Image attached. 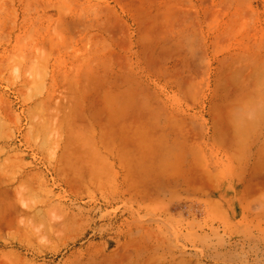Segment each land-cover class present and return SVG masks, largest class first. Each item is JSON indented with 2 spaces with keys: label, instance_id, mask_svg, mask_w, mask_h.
Wrapping results in <instances>:
<instances>
[{
  "label": "rangeland",
  "instance_id": "obj_1",
  "mask_svg": "<svg viewBox=\"0 0 264 264\" xmlns=\"http://www.w3.org/2000/svg\"><path fill=\"white\" fill-rule=\"evenodd\" d=\"M261 130L264 0H0V264H264Z\"/></svg>",
  "mask_w": 264,
  "mask_h": 264
},
{
  "label": "crops",
  "instance_id": "obj_2",
  "mask_svg": "<svg viewBox=\"0 0 264 264\" xmlns=\"http://www.w3.org/2000/svg\"><path fill=\"white\" fill-rule=\"evenodd\" d=\"M261 24V23H260ZM131 99V97H126L124 99L121 100L120 102V107H115V105H119L117 103V101L113 102L112 105V109L110 112H118L120 115L121 114H135V108L133 107V104L131 102H129L127 105H124V102H128ZM143 102L141 103L142 106V128L144 130L145 127L148 128V120H151V115H150V110H146V104H145V99H142ZM159 102H165L164 100H160ZM168 103V102H167ZM173 105L172 103H169V107ZM177 106V105H176ZM178 107V106H177ZM164 111V116L166 115H176L173 119L174 120H178V111L175 108H171L169 110H165ZM175 113V114H173ZM171 119V117L169 118ZM214 118L212 119L211 125L212 127H214ZM215 128V127H214ZM172 129L176 130L178 132V125H172ZM264 130H261L260 132H258V134L255 135H247V134H242V133H238L236 134V137L233 136L235 139H232L229 137V139H227L224 148H229L228 151H242V152H259L260 150H263L264 148ZM220 136H222V134L219 132L216 135V130L212 128V130L210 131V136H209V142L211 144V147H215L216 144V140L220 138ZM82 144H79V148H81ZM226 148V149H227ZM226 149H222V150H226ZM64 150H66V145H64ZM124 173V172H123ZM119 174H121L123 176L122 173H120V169H119ZM115 182V181H114ZM124 183V182H123ZM126 184V182L124 183ZM119 186V183H118ZM122 188V193H125V195H128L129 192L127 191V187L124 188L122 186H120ZM169 198L164 197L162 200H168Z\"/></svg>",
  "mask_w": 264,
  "mask_h": 264
},
{
  "label": "bare ground",
  "instance_id": "obj_3",
  "mask_svg": "<svg viewBox=\"0 0 264 264\" xmlns=\"http://www.w3.org/2000/svg\"><path fill=\"white\" fill-rule=\"evenodd\" d=\"M1 154V153H0ZM5 163V162H4ZM1 164V163H0ZM2 169V168H1ZM1 176V175H0ZM1 182V181H0ZM1 185V184H0ZM0 191H2V190H0ZM2 193H3V191H2ZM1 194V193H0ZM4 194V193H3ZM2 195V194H1Z\"/></svg>",
  "mask_w": 264,
  "mask_h": 264
}]
</instances>
